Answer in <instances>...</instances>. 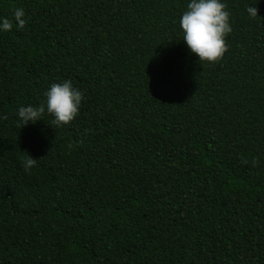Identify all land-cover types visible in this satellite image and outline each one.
<instances>
[{
  "label": "trees",
  "instance_id": "16d2710c",
  "mask_svg": "<svg viewBox=\"0 0 264 264\" xmlns=\"http://www.w3.org/2000/svg\"><path fill=\"white\" fill-rule=\"evenodd\" d=\"M187 2L0 0V264H264V0L213 62ZM65 79L75 117L21 125Z\"/></svg>",
  "mask_w": 264,
  "mask_h": 264
},
{
  "label": "clouds",
  "instance_id": "9594fccd",
  "mask_svg": "<svg viewBox=\"0 0 264 264\" xmlns=\"http://www.w3.org/2000/svg\"><path fill=\"white\" fill-rule=\"evenodd\" d=\"M246 12L249 16L257 15L253 5L248 6ZM23 17L24 10L16 8L13 18L18 27H23ZM179 27L184 44L199 61L213 62L225 53L227 45L224 38L231 27L223 0H188L186 10L179 17ZM9 28L7 18H0V31ZM45 96L44 105L34 107L29 104L17 108L16 116L21 125L41 119L40 114L45 108L53 117V124H67L75 117L82 100V93L67 79L52 83ZM33 164L34 159L28 155L22 166L27 171Z\"/></svg>",
  "mask_w": 264,
  "mask_h": 264
}]
</instances>
